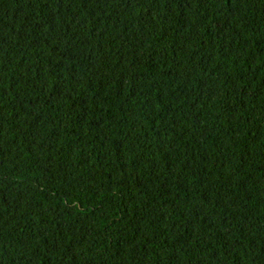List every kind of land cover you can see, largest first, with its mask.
Listing matches in <instances>:
<instances>
[{
    "label": "trees",
    "instance_id": "trees-1",
    "mask_svg": "<svg viewBox=\"0 0 264 264\" xmlns=\"http://www.w3.org/2000/svg\"><path fill=\"white\" fill-rule=\"evenodd\" d=\"M0 264H264V0H0Z\"/></svg>",
    "mask_w": 264,
    "mask_h": 264
}]
</instances>
